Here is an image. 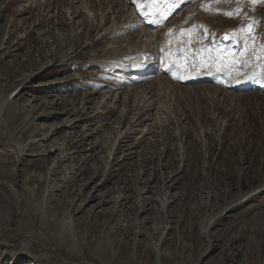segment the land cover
<instances>
[{
  "label": "rangeland",
  "instance_id": "374dc122",
  "mask_svg": "<svg viewBox=\"0 0 264 264\" xmlns=\"http://www.w3.org/2000/svg\"><path fill=\"white\" fill-rule=\"evenodd\" d=\"M87 2L0 0V264H264V191L240 200L264 187V91L150 94L92 65L143 45L121 22L88 46L101 27ZM190 5L169 24L198 20L193 46L215 49L238 28L264 74V0Z\"/></svg>",
  "mask_w": 264,
  "mask_h": 264
},
{
  "label": "bare ground",
  "instance_id": "6f19581e",
  "mask_svg": "<svg viewBox=\"0 0 264 264\" xmlns=\"http://www.w3.org/2000/svg\"><path fill=\"white\" fill-rule=\"evenodd\" d=\"M197 1L175 0V6L167 0L165 2H161V0H155V2L154 0H91V2H87L89 8H87L86 17L93 15L92 22L99 18L101 27L98 33L99 36L89 41L88 46H93L105 35L113 34L125 24H121V22H130L129 26H132L133 29L139 28L135 42L143 45H141V48L128 50L126 47L123 48L121 44L114 43L102 52L105 56L104 59L96 60L93 58L90 63L92 65H107L113 70L131 76L132 83L130 82V84L143 82L140 85H146L150 94H152V85L159 88L166 83L180 88V92L187 88L190 95L194 92L197 93L194 87H199L209 101L219 97L218 88L234 94L232 97H243L249 92H251V95H256L260 92L259 90L264 91V74L254 69L257 67L256 65L248 63L251 57L250 46L245 41V35L240 33L238 28L225 26L219 34L221 45L219 44L220 46L215 49L208 45L193 46L186 33L189 31L186 26L188 24L195 26L198 24V20L196 24L189 19V22L185 23L184 20H187V18H183L176 20L174 26L169 24L170 21L175 20L186 5L191 4L190 6L196 8L201 0ZM96 6H100L99 10H101L98 15H96L98 12ZM70 8L73 9L72 14L78 11L77 6H74V4ZM179 8H181L180 12L176 14ZM155 9H159V11H155ZM169 9H171L170 12ZM110 14L113 15V19L109 21ZM167 16H169L168 19H166ZM163 25H167L166 29H161ZM200 26H202L205 33H208L210 27H207L204 22ZM169 29L171 30L169 31ZM190 31L192 32V29ZM223 32L229 34L230 41L227 43L222 41ZM131 45L132 43L129 46ZM237 45L238 47H236ZM171 49L172 53L163 57L164 65L160 72L152 78L153 72L159 67L161 55L166 54V51ZM144 58H146V61L141 63L140 61ZM187 61L188 63H186ZM136 65L140 66L138 70L133 69ZM23 87L24 85L19 89ZM224 94L225 92L223 96ZM5 103H7V100L4 101L2 107L5 106ZM248 196V194H245L240 200ZM211 227L212 221L203 226V235L207 238ZM33 238L30 235L23 241L21 253H26L29 250Z\"/></svg>",
  "mask_w": 264,
  "mask_h": 264
},
{
  "label": "snow or ice",
  "instance_id": "6c2138e0",
  "mask_svg": "<svg viewBox=\"0 0 264 264\" xmlns=\"http://www.w3.org/2000/svg\"><path fill=\"white\" fill-rule=\"evenodd\" d=\"M154 2H155V0H154ZM161 2H165V0H161ZM167 2H170V3H172L173 4V6H175V0H167ZM250 2L252 3V4H256V3H258L259 2V0H250ZM155 11H159V9H155ZM171 11V9H169V12ZM237 11H238V9H237ZM227 15H232V13H226ZM251 29H252V25H248V31H249V33L251 32ZM233 35H235V34H233ZM230 37L229 36H225V39H229Z\"/></svg>",
  "mask_w": 264,
  "mask_h": 264
}]
</instances>
